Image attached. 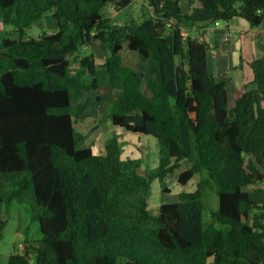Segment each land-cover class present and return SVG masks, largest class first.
Segmentation results:
<instances>
[{"label":"trees","instance_id":"trees-1","mask_svg":"<svg viewBox=\"0 0 264 264\" xmlns=\"http://www.w3.org/2000/svg\"><path fill=\"white\" fill-rule=\"evenodd\" d=\"M131 1L0 0V24L17 34L0 36V206L26 204L39 232L7 264H264V201L245 190L264 180V47L228 110L206 43L181 35L234 18L258 27L264 0H142L150 14L114 26L108 9ZM183 1L197 7L183 12ZM43 19L55 31L24 35ZM93 42L108 51L100 66L84 52ZM104 104L112 127L155 139L156 170L120 160L114 135L103 154L79 147L75 123ZM182 162L177 184L197 175L194 189L152 215V179L167 192ZM207 190L217 209L204 224Z\"/></svg>","mask_w":264,"mask_h":264},{"label":"rangeland","instance_id":"rangeland-1","mask_svg":"<svg viewBox=\"0 0 264 264\" xmlns=\"http://www.w3.org/2000/svg\"><path fill=\"white\" fill-rule=\"evenodd\" d=\"M108 16L113 17L114 26L122 25L130 20L140 23L142 19L150 14V9H141L138 3H133L131 8L122 9L117 12L111 8L107 12ZM55 21L52 19H43L40 24L34 25L32 28H27L24 32L26 37H39L42 33L47 35L49 32L55 30ZM9 34V35H8ZM0 36L16 39L17 34L11 32L7 26L2 27L0 24ZM84 52L92 54L95 63L100 66L104 63L108 56L107 49L99 42H93ZM123 64L133 69L137 68L139 59L133 53H130L124 47L122 53ZM210 59H208L209 61ZM211 61V60H210ZM209 61V62H210ZM212 64V62H211ZM75 130L84 136L85 140L80 148L92 146V151L95 154L104 152V141L110 136H115L119 143H121L120 160L136 162L140 169H147L149 171L156 170L158 164V147L155 139L150 136L136 135L127 133L119 128L112 127L106 118V105L96 107L84 115L75 123ZM154 141V146L150 145ZM185 163H181L183 165ZM179 167L171 175H168L164 180V186L167 192L163 190L158 179H152L150 183L149 196L147 201V210L156 215L157 210L162 204H173L177 202V196L181 192H190L189 185L182 187L177 184V175L185 166ZM184 167V168H183ZM195 180H191L190 184H194ZM195 187V185H193ZM245 190L250 194L251 198L258 204L264 201V180L255 185L248 186ZM204 212L203 223L207 224L210 221L209 214L212 210L217 209V197L213 191L207 190L204 194ZM0 218L6 221V225L2 231V238L0 240V256L8 255V251L12 253H20L19 244L28 241L30 245H35L39 238L38 225L35 222H30L27 213L26 204L13 203L8 210L3 205L0 206ZM33 260L29 258L28 264H33Z\"/></svg>","mask_w":264,"mask_h":264},{"label":"crops","instance_id":"crops-1","mask_svg":"<svg viewBox=\"0 0 264 264\" xmlns=\"http://www.w3.org/2000/svg\"><path fill=\"white\" fill-rule=\"evenodd\" d=\"M190 7H197V4L194 2L190 6L186 1L180 3V9L183 12H188ZM197 28L198 33L194 32V28L193 33H189V35L196 36L206 43L208 47L207 69L218 81L225 82L228 98L227 109L231 110L234 106L236 92L252 79L249 64L262 56L264 21L258 27L253 28L243 19L234 18L228 22H218L215 25L214 23H206ZM208 59L211 61L209 60V62ZM150 141L152 140H149V143L153 147L155 143ZM182 166H185V168L183 167L184 169L180 172L188 168L186 163ZM193 179L196 183L198 180L197 175L191 180ZM191 180L188 182L191 189L189 191H192L194 189L193 185H195V183L190 184ZM10 254L12 252L8 251V255L0 256V264H7ZM29 258L32 260V257Z\"/></svg>","mask_w":264,"mask_h":264},{"label":"built area","instance_id":"built-area-1","mask_svg":"<svg viewBox=\"0 0 264 264\" xmlns=\"http://www.w3.org/2000/svg\"><path fill=\"white\" fill-rule=\"evenodd\" d=\"M134 2H135V3H138L139 5L142 4V0H132V1H131V5H133ZM113 15H114V14H113ZM217 23H218V22H215L214 25L217 24ZM181 35H182L183 37H186V36L188 35V32L185 31V30H183L182 33H181ZM225 39H226V38H225ZM24 249H25V248H24V245H22V244H19V245H18V250H19L21 253L24 251Z\"/></svg>","mask_w":264,"mask_h":264},{"label":"bare ground","instance_id":"bare-ground-1","mask_svg":"<svg viewBox=\"0 0 264 264\" xmlns=\"http://www.w3.org/2000/svg\"><path fill=\"white\" fill-rule=\"evenodd\" d=\"M51 33H52V32H49V33H47V35H48V34H51Z\"/></svg>","mask_w":264,"mask_h":264},{"label":"clouds","instance_id":"clouds-1","mask_svg":"<svg viewBox=\"0 0 264 264\" xmlns=\"http://www.w3.org/2000/svg\"><path fill=\"white\" fill-rule=\"evenodd\" d=\"M188 34H189V32H188ZM23 245V244H22ZM20 252V251H19ZM21 253V252H20Z\"/></svg>","mask_w":264,"mask_h":264}]
</instances>
